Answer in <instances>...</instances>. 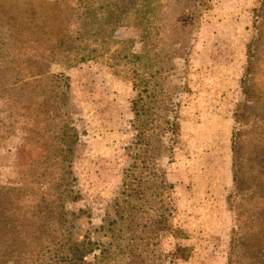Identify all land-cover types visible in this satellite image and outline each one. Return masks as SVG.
<instances>
[{
	"label": "rangeland",
	"instance_id": "obj_1",
	"mask_svg": "<svg viewBox=\"0 0 264 264\" xmlns=\"http://www.w3.org/2000/svg\"><path fill=\"white\" fill-rule=\"evenodd\" d=\"M179 5L183 7V18L193 12V1L182 0ZM163 9H158L161 15ZM69 12L60 0H0V36H18L16 52L13 44L11 48L7 42L4 56L0 55V264H65L64 259H59L63 236L70 233H63L64 227L83 234L96 226L120 178L124 163L122 145L128 137L129 101L133 95L128 76L120 67L110 66L106 56L68 68L52 64L50 72L68 77L69 109L77 113L83 129L72 162L78 196L67 202L63 210L73 213L86 209L90 219L68 214L65 219L72 222L63 225L66 221L49 219L43 208L37 209L35 216L27 213L32 209L31 195H25L31 188L28 182L34 175L49 171L40 170L44 163L42 157L36 156L41 147L17 151L21 125L19 119L7 117L6 113L15 77L9 67L17 66L20 60L25 62L23 57L29 56V49L46 43L44 37L36 38L31 33L32 28L42 32L54 24L62 26L61 19ZM173 23L177 24L166 20L161 23L165 33L171 32V38L158 41L160 45L171 42L175 48H181L174 50L168 60L172 65L168 79L178 88L173 99L178 104L180 139L166 178L173 185L176 200L173 223L185 231L186 238L169 237L162 242V248L168 252L179 244L188 249L187 257L174 264H227L230 231L239 212L235 207L249 195L238 193L232 185L233 131L240 134L239 153L247 145L249 150L243 154L249 159H262L259 163L264 166V147H260L264 145L260 143L264 140V122H255L264 119V0H210L189 30L171 26ZM177 28L184 32L181 37ZM111 38L134 40L136 32L120 26ZM104 39L108 42L107 37ZM249 44L258 60H253L252 69L247 66ZM136 45L133 49H137ZM13 52L22 57L17 63L5 64L4 61L13 60ZM258 63L261 65L256 71ZM254 73L257 74L252 83L262 97L252 100L241 91V80L244 78V85L249 86ZM239 103L241 110L250 111L241 125L233 117ZM39 123V119L30 120L33 133ZM34 137L30 136L32 142L36 141ZM18 188L25 197L14 201L12 195L19 194ZM248 218L238 219L244 221L245 228L252 225ZM253 218L255 227L264 222V212ZM241 238L242 234L237 237L238 246L242 241L248 242ZM83 260L84 264H92L93 255L88 254Z\"/></svg>",
	"mask_w": 264,
	"mask_h": 264
},
{
	"label": "trees",
	"instance_id": "obj_2",
	"mask_svg": "<svg viewBox=\"0 0 264 264\" xmlns=\"http://www.w3.org/2000/svg\"><path fill=\"white\" fill-rule=\"evenodd\" d=\"M60 1L71 12L62 17V26L54 24L42 32L32 28L31 33L34 32L36 38L44 37L46 43L29 49V56L23 57L25 62L20 60L22 56L14 54L17 34L0 36V39H5L0 40V55L5 53L7 42L9 47L15 45L11 47L13 60L4 63L11 65L20 60L17 66L9 67L15 72V77L10 93L13 97L9 101L10 108L6 110L7 117L14 119L15 116L21 125L17 151L22 152L29 146L41 147V153L36 156L42 157L44 163L40 170L49 171L34 175L28 182L31 188L25 195H31L29 209H32L27 213L35 216L37 209L43 208L49 219L57 217L66 221L63 225L72 222L65 219L68 214L73 218L86 217L89 221L90 213L86 209L73 213L63 210L67 202L74 201L78 196L72 162L83 129L79 117L75 116L77 113L69 109L68 77L52 73L49 68L52 64L68 68L85 60L106 56L110 66L120 67L128 76L133 91L129 101L128 137L122 145L124 163L99 223L83 234L64 227L63 233H70L63 236L59 259H64L65 264H84L83 259L88 254L93 255L92 264H174L177 259H185L188 255L185 246L175 244L168 252L162 248V242L169 237L186 238L185 231L173 223L176 200L173 185L166 178L168 165L180 139L178 104L173 99L178 88L168 79L167 72L172 66L168 60L174 50L181 48H175L171 42L160 45L158 41L171 38V32L165 33L161 27L164 20L167 23L177 22L171 26L189 30L210 0H189L194 3L191 5L193 12L185 18L182 17L183 7L179 5L182 0ZM161 6L164 8L162 15L158 10ZM120 26L134 30L136 38L113 40L111 36ZM180 28H177L178 32ZM183 33L180 32V37ZM136 43L137 49H133ZM253 54L249 44L247 66L251 69L253 60L258 62ZM260 65L255 64L256 71ZM247 69L245 72H249ZM256 74L251 77L249 86L244 85V78L241 80V91L252 100L256 96V99L262 97L256 91L258 87L252 83ZM241 106L237 104L233 113L239 125L250 116V111L241 110ZM33 118L40 122L34 133L29 125ZM251 118L255 117L246 122ZM255 122L261 123L264 119ZM239 135L238 131L231 133V180L238 193L249 195L241 199L240 206L235 207L239 212L230 231L227 264H264V222L255 227L253 225V216L264 212V166L259 163L263 160L249 159L244 155L249 150L247 145L239 153ZM30 136H35L36 141L32 142ZM260 143L263 144L264 140ZM21 195L13 194L12 199L23 200L25 196ZM248 216L252 225L245 228L244 221L238 219ZM241 234V239L248 242L242 241L238 246L237 237Z\"/></svg>",
	"mask_w": 264,
	"mask_h": 264
}]
</instances>
